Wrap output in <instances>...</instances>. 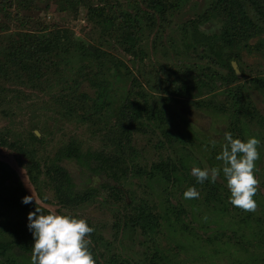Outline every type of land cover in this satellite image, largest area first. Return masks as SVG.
<instances>
[{"label":"trees","instance_id":"obj_1","mask_svg":"<svg viewBox=\"0 0 264 264\" xmlns=\"http://www.w3.org/2000/svg\"><path fill=\"white\" fill-rule=\"evenodd\" d=\"M191 4L193 0H43L39 6L36 0H0V116L13 114L21 100L49 90L53 80L69 85L49 101L58 107L60 116L62 108L69 116L76 108L87 109L89 96L81 90L84 82L94 88L96 98L88 119L83 121L99 120L97 110L108 108L107 125L96 128L107 140L85 159L89 161L86 164L94 162L106 177L100 188L108 193L103 202L115 219L111 224L113 235L107 241L86 220L95 229L89 247L96 264H101L104 257L98 253L99 247L107 251L112 248L119 231L124 236L142 238V246L155 242L166 218L173 216L181 223L182 214L196 200L206 207L202 216L206 226L220 227L205 242L222 249L235 245L233 252L244 254L239 260L243 264H264L263 220L254 221L247 213L242 216V210L229 203L231 193L212 183L210 177L202 184L197 181L191 169H202L196 154L199 139L186 133L199 132L186 112L203 110L222 117L225 132H231L233 138L247 141L254 135L258 139L257 132L249 133L250 125L257 127L262 120L250 92L264 97L263 66L258 65V74L253 75L247 63L264 59V0H206L202 14L179 26V39L162 43L167 31L174 30L176 15ZM79 18L89 27L96 45L75 44L67 25ZM211 23L217 24L218 30L207 34L201 27ZM148 40L151 44L146 45ZM147 49L151 53L159 50L161 56L152 57ZM83 70H88L87 76L82 75ZM36 107L44 109L45 103ZM153 135L155 140L148 152L155 156L146 169L136 162L141 156L135 138L141 136L149 143ZM12 136L9 128H1L0 148L26 158L25 170L41 202L57 205L62 215L81 218L76 212L102 196L98 188L75 191L60 160H37V153L30 147L43 140L33 131H29L27 140ZM75 148L70 147L69 152L76 153ZM154 152L164 153V159ZM217 155L212 153L211 157L216 159ZM219 162L222 170L223 162ZM129 171L132 177H146L157 184L152 193L157 198L154 203L126 189L131 179ZM6 172L10 173L9 168L0 162V175ZM41 185L52 190L51 199L42 193ZM189 187L199 191L198 199L184 198ZM13 191L15 194L0 187V205L28 217L36 210V202H22L28 195L18 181ZM257 204L264 215V204ZM236 215L238 221H234ZM28 224L24 218L0 220V264H31L35 241ZM243 229L251 232L250 239L238 235ZM143 254L144 264H155L157 255ZM161 254H166L164 249ZM161 261L172 264L170 260ZM106 263L117 264L113 257Z\"/></svg>","mask_w":264,"mask_h":264},{"label":"rangeland","instance_id":"obj_2","mask_svg":"<svg viewBox=\"0 0 264 264\" xmlns=\"http://www.w3.org/2000/svg\"><path fill=\"white\" fill-rule=\"evenodd\" d=\"M36 1L39 6L43 5V0ZM205 6L206 0H193V4L184 7L185 9H182V13L176 15L174 18V30H172V32L167 31L162 43L167 44V40L172 38L179 39L177 33L179 26L183 22L193 20L198 15L202 14ZM50 17L51 16H48L47 18L49 19ZM67 27L74 35L75 44L85 43L89 45H96V43L92 40L94 37L92 36L89 27L85 24V21L82 18L73 22L70 20ZM201 28L207 34L215 33L218 30V26L215 23L205 24ZM169 34H172V36H168ZM145 44H151L150 40L146 41ZM147 51L149 53L152 52L150 49H147ZM151 54H154L152 57H158V55L159 57L161 56L159 50H155ZM128 65L131 67L129 63ZM258 65L263 66L260 68L263 70L261 76L264 77V59L260 60L257 58L256 60H248L247 66L252 67L255 72L254 73L252 71L253 75L258 74L255 71L257 70ZM87 74L88 70L82 71L83 76H87ZM64 80L67 79L64 78ZM66 82H55V80H53V84L50 88H48L49 90H45L43 93H36V95H33L27 100H21L14 109L13 114L9 113L7 116H0V129L4 127L9 128L14 135L12 136V139L18 140H27L29 131H33L34 133L38 132L40 135L38 138L42 139L43 143H36L34 146L30 147L37 153L35 156L37 160L44 157H49L52 161L56 159L60 160L61 165L67 170L71 177V184L75 187V191L80 188L83 189L90 187L99 189L97 192L102 194V196H97L96 199H94V202H91L87 206L79 209L76 214H78L81 218L88 220L92 226L96 228L99 235L107 241L113 235L111 224L114 223L115 219L106 209V203L103 202V198L105 199L108 193L107 191L103 193L100 186L105 183L106 177L102 175L100 169L96 167L94 162L91 161V163L86 164L89 161H85V159L87 153H92L98 147H103V143L107 140L106 135L102 134L100 136L99 132L96 131V128H101L102 126L104 127L107 125L106 119L108 108H101L97 110L99 120L94 119L90 122L83 121L84 119H88L89 114L93 110L90 106L93 107L95 105L94 103L96 98L94 88L90 86L89 82H84L81 90L89 96V99L85 101L87 109L85 111H81L76 108L73 112H71V116H69L68 112L62 108L59 111V113H62L60 116V114L56 113L58 107L53 102L49 101L51 96L60 93L62 88L69 87ZM65 94L68 96L67 93ZM250 95L253 104L258 109L262 117L261 126L259 125L255 127V125H250L251 128L249 132L250 134L257 132L258 139L260 140V145L258 147L260 158L256 161L255 171V175L259 179L260 185L258 193L254 198L257 203L260 202L264 204V182L262 183V179L264 177V97L260 94H255V92H250ZM40 102L45 103L44 109L36 107V105ZM48 102L50 105H47ZM88 109L90 110L89 113ZM186 115L189 118V122L193 123V121H195V126L199 131L198 133H196V131L193 133L189 130L186 133L188 135H195V137L199 139V141L196 142V154L198 158L201 159L202 169L207 168L210 170L213 167L221 168L220 162L215 158H212L211 154H220L222 146L225 143L224 119L222 117L218 118L216 115H212L210 112L203 110L189 111L186 112ZM154 140V135L150 137L149 143H147L146 138L142 139L141 136H136L135 138V148H137L138 155L141 156L138 160H136V162L139 166L146 167V169H149L150 163L152 162L151 159L153 158L152 156H155L152 155L153 152H148L152 150ZM75 142L78 144L76 145L77 148H75ZM213 142H215V146H213ZM200 143H204L205 145L200 146ZM70 147H74L75 150L77 149V152H69ZM154 153L156 156L162 154V159H164V153ZM202 153H205L204 158L202 157ZM0 162L6 165L10 170V173L6 172L4 175H0V187H3L6 190H9L10 193L15 194L13 187L16 186L18 181L24 192L28 196L34 194L38 204H40L43 208L48 211H54L58 214L61 213L58 211L59 207L57 205L53 203L46 204L39 200L33 184L29 180L25 170L27 160L24 156L9 151L8 149L0 148ZM101 168H103V165ZM11 173H13L14 176L11 175ZM128 175L131 179H129L126 189L129 192L136 193L139 197L146 198L149 202L154 203L157 198L153 195V192H156L157 184L155 183L154 185V181H150L146 177L140 180L132 177L130 171ZM216 182L230 192L227 188V182L224 178L222 170ZM143 186H145V188ZM40 190L44 191H42V193L47 199H51L52 190L43 188L42 185L40 186ZM192 203L193 206L187 208V211L182 214L181 223L173 216L166 218V224H162V227L158 232L159 237L155 242H146V244L142 246L140 244V240L143 241L142 238L134 239L130 236H124L119 231L116 235V240L112 248H109L107 251L102 246L99 247L98 253H102L104 256L103 258H100L101 264H107L106 261L109 260L110 257H113L117 264H125V262L127 264H144V252L149 257L158 256L154 261L155 264H162L161 259H165V261L170 260L172 264H225L226 262L243 264L239 260L244 257V254H241V252H233L236 251L235 245H232L228 249H222L218 248V246L213 243L205 242V240L216 233V230L220 227H216L213 224L206 226L202 219L203 213H206L205 211H207L206 207L197 200ZM259 210L260 207L258 206V209L255 212L242 211V216L247 213V215L250 214L248 217L252 220L255 221L257 219H262L264 222V215L263 213L261 214V211L259 212ZM62 213L66 212L62 211ZM4 217L14 220L18 218H24L25 220L28 219L26 215L22 216L18 213V211L12 209L5 210L0 205V220ZM238 218L240 217L236 215L234 221H238ZM228 220L231 222L232 218H229ZM182 225H184V227ZM262 229H264V225L260 226V231ZM242 232L243 233H238V235H242L247 239H250L251 232L249 230L243 229ZM101 244H104V242ZM103 246H105V244ZM162 249L165 250L166 254H161ZM210 255H213V257L211 258ZM238 255L241 256L239 257ZM222 257L225 259L222 260ZM195 259L200 262L195 261ZM210 260L213 263H211Z\"/></svg>","mask_w":264,"mask_h":264},{"label":"clouds","instance_id":"obj_3","mask_svg":"<svg viewBox=\"0 0 264 264\" xmlns=\"http://www.w3.org/2000/svg\"><path fill=\"white\" fill-rule=\"evenodd\" d=\"M224 140L222 151L216 159L223 162L222 172L231 193L229 203L242 211L255 212L258 204L254 197L260 185L255 175L256 161L260 158V140L254 136L249 137L247 141L233 138L231 132H225ZM220 172L221 168L218 167L209 170L194 166L191 169V174L201 184L209 177L211 182L215 183ZM199 196L200 193L195 187H189L184 192L185 199H198ZM33 200L36 201L37 207L28 215V227L35 241L31 264H96L89 247L90 235L95 229L83 218L54 211L44 214L34 194L25 196L22 202L28 204Z\"/></svg>","mask_w":264,"mask_h":264},{"label":"water","instance_id":"obj_4","mask_svg":"<svg viewBox=\"0 0 264 264\" xmlns=\"http://www.w3.org/2000/svg\"><path fill=\"white\" fill-rule=\"evenodd\" d=\"M232 66H233V68H234L235 70H237V69H236V64H235V63H233ZM237 74H238V71H237ZM35 135H36L37 137H40V135H39L38 132H35Z\"/></svg>","mask_w":264,"mask_h":264}]
</instances>
